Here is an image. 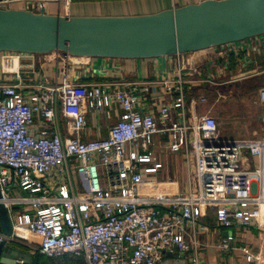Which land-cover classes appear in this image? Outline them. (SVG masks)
I'll use <instances>...</instances> for the list:
<instances>
[{
  "label": "built area",
  "instance_id": "2783aa9c",
  "mask_svg": "<svg viewBox=\"0 0 264 264\" xmlns=\"http://www.w3.org/2000/svg\"><path fill=\"white\" fill-rule=\"evenodd\" d=\"M14 2L34 12L56 3L59 14L71 16L74 0H9L0 6ZM10 54L4 52L3 58ZM186 85L181 74L115 88L64 79L59 85L23 91L19 85L0 83V202L12 224L9 235L0 229V245H18L50 258L72 254L86 264H162L169 253L183 256L188 264H202L188 227L195 230L207 210L214 208L224 229L262 224L264 170L243 169L242 157L245 150L263 155L264 139L222 137L216 118L197 112L198 104L208 102L206 96L191 99L188 111ZM153 97L171 102L161 100L156 113L151 110ZM260 100L264 103V90ZM59 108L72 123L73 137L64 138L57 129L31 133L36 116L54 122ZM114 109L119 118L106 138L81 139L89 112L110 119ZM174 115L178 121L171 124ZM157 135H167L169 152L184 154V192L171 177H158L164 163L154 150ZM14 190L19 194L10 196ZM233 240L228 236L218 248L230 252ZM244 250L249 264H264V245L256 254ZM16 264L25 263L18 258Z\"/></svg>",
  "mask_w": 264,
  "mask_h": 264
},
{
  "label": "crops",
  "instance_id": "0c3cea01",
  "mask_svg": "<svg viewBox=\"0 0 264 264\" xmlns=\"http://www.w3.org/2000/svg\"><path fill=\"white\" fill-rule=\"evenodd\" d=\"M202 1L204 0H74L71 5V16L146 15ZM0 8L28 10L22 2L9 3L6 6H0ZM45 13L59 14L58 4H48ZM3 56V53H0V83L19 85L23 91L31 86L52 87L59 85L64 79L80 84H111L112 88H115L126 83L151 82L163 77L173 78L175 75H185L187 100L189 101L188 111L191 99L206 96L208 102L198 104L197 112L200 114L210 113L214 116L222 137L228 135L226 131L231 125H236L249 131L243 137H226L225 139L235 141L264 139V103L260 100L261 91L264 90V36L197 52L152 59L83 58L68 56L62 52L43 55L18 54L14 56L12 54L8 60ZM7 66H12L15 69L7 70ZM16 72L20 75V79H17ZM251 80H255L257 88L254 100L252 91L248 89L250 88L248 82ZM245 83L244 89L247 88V92L241 90V86ZM236 93L241 95L240 99L242 93L249 95L250 101H254L258 107L257 110L244 114L238 108L236 109L235 106L240 103V100H233ZM222 98L225 99L228 106L223 109L219 107ZM161 100L167 103L171 102L169 97H153L151 99L152 111L157 113ZM222 101L224 102V100ZM118 118V109H114L110 119L106 117L105 113L89 112L87 126L81 133V139L92 141L106 138L110 127L117 122ZM177 121V116L174 115L170 123L173 124ZM56 129L64 138L74 135L72 123L62 116L60 108L56 121L46 122L40 116H36L30 127L33 135H46L49 131ZM167 143V135L155 136V147L161 145V148L168 151ZM156 153L163 161L161 153L159 154L157 151ZM170 154L179 155L180 180L178 176L171 175V172L164 171L165 164L158 177L161 180L171 177L176 189L184 192L188 189V172L187 168L185 169L184 154L182 151L179 153L170 152ZM242 167L245 170L256 168L264 170V154L255 157L245 150ZM100 174L104 177L103 170L100 171ZM102 183L105 184L104 179ZM260 185L263 183H256L255 189ZM18 192L14 190L11 193L14 196L19 194ZM199 222L201 224L195 230L188 227V239H193L192 236L195 234L198 257L202 264H249L244 249L249 253L256 254L264 245V221L259 226L234 228L231 233L230 229H224L217 224L215 210L210 208ZM201 225H204L205 229H200ZM228 236H233L234 240L231 242L233 249L227 253L221 251L218 245ZM178 260H185V264H188L183 256ZM162 264L172 263L167 257Z\"/></svg>",
  "mask_w": 264,
  "mask_h": 264
},
{
  "label": "water",
  "instance_id": "95a60500",
  "mask_svg": "<svg viewBox=\"0 0 264 264\" xmlns=\"http://www.w3.org/2000/svg\"><path fill=\"white\" fill-rule=\"evenodd\" d=\"M262 35L264 0H204L154 14L125 16L50 15L44 10L0 8V53L62 52L83 58L152 59ZM0 229L5 235L12 232L3 202ZM18 258L25 264H38L40 255L6 242L0 245V264H16Z\"/></svg>",
  "mask_w": 264,
  "mask_h": 264
},
{
  "label": "rangeland",
  "instance_id": "374dc122",
  "mask_svg": "<svg viewBox=\"0 0 264 264\" xmlns=\"http://www.w3.org/2000/svg\"><path fill=\"white\" fill-rule=\"evenodd\" d=\"M36 11V10H35ZM264 35L260 36V37H263ZM256 39L259 38V37H255ZM255 38H251L249 40H252V39H255ZM14 56L18 55L19 53H12ZM11 55V54H10ZM248 85L250 88L251 91H252V97L253 100L255 99V95L257 94V88L255 87V80H251L248 82ZM244 87H246V83L244 85L241 86V90H243L244 92H247V88L244 89ZM240 90V89H239ZM240 96L239 94H235V97H233V100L235 101H238L240 100V103L239 105H236V109L238 108L242 113L244 114H247V113H253L254 110H257V106L254 104V101H250V96L249 95H244L242 93V97L240 99ZM224 100V102L222 101ZM232 100V98H231ZM228 101V100H227ZM187 104H189V101L187 100ZM219 107L221 109H223L224 107H228L227 106V103L225 101L224 98L221 99L220 103H219ZM249 130L248 129H245V128H242L241 126L238 127L236 125H231L228 130L226 131V135L224 138L228 137V138H239V137H243L245 136V134L248 132ZM161 145H158L154 148V150H156L159 154L161 153L162 157H163V162L165 164V169L164 171L166 172H171V175L173 174L175 177L178 176L179 180H180V158H179V155H174V154H170V152L166 151L165 149L161 148L160 147ZM185 162V169L187 168V163L186 161ZM192 165H193V161H192ZM177 170H178V173H177ZM177 174V175H176ZM174 177V178H175ZM73 178H78L77 174L75 172H73ZM161 179V178H160ZM193 180V185L194 187H197L196 186V180H195V177L193 176L192 178ZM81 190V189H80ZM12 194V193H11ZM10 196H13L10 195ZM231 233H233V229H230ZM180 259L179 255L176 254L175 257L173 258H169V261L172 263V264H185V260H178ZM175 260H177V262H175Z\"/></svg>",
  "mask_w": 264,
  "mask_h": 264
},
{
  "label": "trees",
  "instance_id": "16d2710c",
  "mask_svg": "<svg viewBox=\"0 0 264 264\" xmlns=\"http://www.w3.org/2000/svg\"><path fill=\"white\" fill-rule=\"evenodd\" d=\"M16 246L19 247L18 245ZM22 249L26 250L25 248ZM38 264H86V263L80 257H76L72 254H66L59 258L40 256V260Z\"/></svg>",
  "mask_w": 264,
  "mask_h": 264
},
{
  "label": "bare ground",
  "instance_id": "6f19581e",
  "mask_svg": "<svg viewBox=\"0 0 264 264\" xmlns=\"http://www.w3.org/2000/svg\"><path fill=\"white\" fill-rule=\"evenodd\" d=\"M16 62H17V60H16ZM16 62H15V64H16ZM13 64H14V63H13ZM12 66H13V65H12ZM12 66H11V67H8V66H7L6 69H7V70H9V69H10V70H13V69H15V68L17 69V65H16L15 68H12Z\"/></svg>",
  "mask_w": 264,
  "mask_h": 264
}]
</instances>
